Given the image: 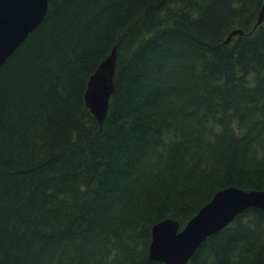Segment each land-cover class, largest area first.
Instances as JSON below:
<instances>
[{
	"label": "trees",
	"instance_id": "1",
	"mask_svg": "<svg viewBox=\"0 0 264 264\" xmlns=\"http://www.w3.org/2000/svg\"><path fill=\"white\" fill-rule=\"evenodd\" d=\"M48 3L0 72V264H169L156 222L264 189V0ZM114 47L100 124L85 91ZM263 263L259 207L187 262Z\"/></svg>",
	"mask_w": 264,
	"mask_h": 264
},
{
	"label": "water",
	"instance_id": "2",
	"mask_svg": "<svg viewBox=\"0 0 264 264\" xmlns=\"http://www.w3.org/2000/svg\"><path fill=\"white\" fill-rule=\"evenodd\" d=\"M48 0H0V72L8 57L43 20ZM264 21V5L256 26ZM241 27L233 29L227 42ZM117 47L92 73L85 91V100L100 124H103L115 90ZM250 207L264 210V189L227 186L219 189L181 228L178 219L166 217L152 226L149 245L151 259L169 264H187L202 242L229 224ZM264 264V263H263Z\"/></svg>",
	"mask_w": 264,
	"mask_h": 264
},
{
	"label": "bare ground",
	"instance_id": "3",
	"mask_svg": "<svg viewBox=\"0 0 264 264\" xmlns=\"http://www.w3.org/2000/svg\"><path fill=\"white\" fill-rule=\"evenodd\" d=\"M7 61V60H6Z\"/></svg>",
	"mask_w": 264,
	"mask_h": 264
}]
</instances>
